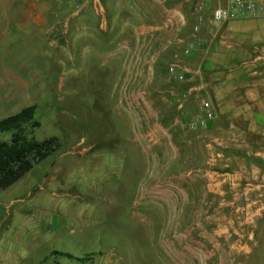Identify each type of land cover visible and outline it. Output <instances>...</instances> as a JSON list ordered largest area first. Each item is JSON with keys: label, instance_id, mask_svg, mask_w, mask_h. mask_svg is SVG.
Instances as JSON below:
<instances>
[{"label": "rangeland", "instance_id": "rangeland-1", "mask_svg": "<svg viewBox=\"0 0 264 264\" xmlns=\"http://www.w3.org/2000/svg\"><path fill=\"white\" fill-rule=\"evenodd\" d=\"M77 1L0 5H63L71 16L86 4L77 12ZM94 2L113 12L121 0ZM117 14L115 21L124 16ZM17 17L0 13V105H7L0 118L34 104L39 125L30 136L55 137L58 147L0 190V264H264V136L232 134L225 119L217 132L215 111L206 127L188 128L203 113L199 99L209 98L193 97L198 108L190 111L187 78H175L176 122L153 92L139 120L113 94L117 63L96 59L83 43L59 54L43 28L16 25ZM53 23L50 37L61 39L62 26ZM10 137L0 131L1 140Z\"/></svg>", "mask_w": 264, "mask_h": 264}, {"label": "crops", "instance_id": "crops-1", "mask_svg": "<svg viewBox=\"0 0 264 264\" xmlns=\"http://www.w3.org/2000/svg\"><path fill=\"white\" fill-rule=\"evenodd\" d=\"M94 1L90 4V0H85L82 10L71 16L65 15L68 9L63 5L36 8L0 5V13L18 15L16 20L21 23L16 25L32 23L38 29L43 28L48 40L57 42L59 54H64L66 47L72 52L73 47L83 43L89 45L96 59L106 57L107 61L117 63L118 82H114L113 94L119 95V104L126 112L133 113L134 106L139 120L146 119L149 108L146 95L153 92L158 102L169 104L171 120L177 121L176 77L166 70L170 63L176 62L185 70V85L189 100L192 99L186 103L194 104L189 105L190 111L197 110L193 97L205 94L215 111L212 124L217 132L223 130L220 119H225L234 129L232 134L250 129L264 136V16L239 17L214 25L209 23L211 10L226 0H121L113 12L106 4H101L100 10ZM103 8L104 23L99 18ZM120 12L124 16L115 21V13ZM49 13L57 15L54 20L62 26L61 39L50 37L55 24L53 17L45 18L44 14ZM133 13L137 14L136 21L129 17ZM134 63L136 72L131 71ZM5 73L8 82L25 86L17 76ZM149 78L153 79V85L147 84ZM5 106L0 105V110ZM235 119L240 120L239 129L233 122Z\"/></svg>", "mask_w": 264, "mask_h": 264}, {"label": "trees", "instance_id": "trees-1", "mask_svg": "<svg viewBox=\"0 0 264 264\" xmlns=\"http://www.w3.org/2000/svg\"><path fill=\"white\" fill-rule=\"evenodd\" d=\"M35 105H26L19 111L0 118V131H10L9 140L0 139V190L4 189L23 174L34 163L48 156L58 147L55 137L37 140L30 136L39 125L33 118Z\"/></svg>", "mask_w": 264, "mask_h": 264}, {"label": "built area", "instance_id": "built-area-1", "mask_svg": "<svg viewBox=\"0 0 264 264\" xmlns=\"http://www.w3.org/2000/svg\"><path fill=\"white\" fill-rule=\"evenodd\" d=\"M82 6L83 1H77L76 11L78 12ZM99 9L101 10V7ZM248 16H264V0H226L225 4L212 8L209 23L215 25L230 19ZM194 30H198V27L195 26ZM167 71L178 79L185 78V70L176 62L170 63L167 66ZM198 104L203 113L193 115L187 120L185 124L188 128H194L198 125L206 127L214 118V110L209 101L200 98Z\"/></svg>", "mask_w": 264, "mask_h": 264}]
</instances>
